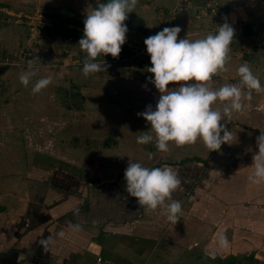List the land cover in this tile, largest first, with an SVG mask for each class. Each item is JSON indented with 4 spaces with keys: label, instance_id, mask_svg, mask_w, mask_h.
Wrapping results in <instances>:
<instances>
[{
    "label": "rangeland",
    "instance_id": "obj_1",
    "mask_svg": "<svg viewBox=\"0 0 264 264\" xmlns=\"http://www.w3.org/2000/svg\"><path fill=\"white\" fill-rule=\"evenodd\" d=\"M14 1L20 0L0 1V179L17 176L22 184L27 180L26 200L30 193L34 199L41 193L35 192L33 181L47 188L55 182L62 188L59 193L69 190L73 195L64 196L63 205L52 206L48 219L46 214L40 218L41 225L47 224L35 263L97 264L96 256L83 260L74 255L82 253L84 245L56 235L58 228L69 227L71 236L92 233L98 240L92 248L103 259L142 264L144 253L155 245L160 248L165 226V264H264V215L257 208L264 204V182L248 179L258 151L256 136L264 131V90H253L250 100L242 97L243 109L221 121L232 135L218 150L210 151L199 138L182 146L170 141L168 151L136 140L150 127L137 113L149 103L155 106L159 97L146 79L154 74L147 71L151 61L145 37L179 25L178 39L192 40L231 20L235 32L227 58L250 64L264 85V0H137L129 12L135 26L128 25L121 52L117 57L98 56L107 67L88 76L81 71L87 53L77 42L84 17L92 10L86 5L94 0L50 6L38 1L26 8ZM60 8L73 15L60 13ZM55 9L61 15L54 16ZM30 59L37 71L24 86L19 75L28 70ZM44 76L51 82L33 93L32 84ZM213 76H226L225 83L240 81L237 69ZM224 103L212 106L222 110ZM194 156L203 162L171 165L181 180V188L173 193L181 203L177 222L167 219L165 207L148 209L137 202L130 206L124 179L130 158L153 167ZM95 172L101 176L89 177ZM79 192L84 194L80 205L74 200ZM216 199V223L210 226V201ZM170 202L166 198L165 203ZM103 206L109 218L101 216ZM195 219L202 222L198 231ZM221 234L227 237L226 245L220 244ZM138 255L143 257L138 260Z\"/></svg>",
    "mask_w": 264,
    "mask_h": 264
},
{
    "label": "clouds",
    "instance_id": "obj_2",
    "mask_svg": "<svg viewBox=\"0 0 264 264\" xmlns=\"http://www.w3.org/2000/svg\"><path fill=\"white\" fill-rule=\"evenodd\" d=\"M136 4L137 0H97L96 6L87 11L83 34L77 42L87 53L81 69L84 76L106 69L105 62L96 59L98 56L119 55L128 32L124 21ZM219 24L214 33L192 40L187 37L178 39L179 25L165 26L145 37L144 44L151 61L147 71L154 74L146 79L158 90L159 97L155 106L149 103L144 111L137 113L150 124L148 131L136 137L138 143L154 142L160 151H168L170 141L182 146L199 138L210 151L220 149L223 143H230L231 130L221 121L230 118L233 112L241 111L244 107L242 97L250 100L252 91L260 92L264 85L251 67L242 63L237 68L239 84L210 86L208 82L213 75L225 68L235 32L227 20ZM27 64L28 70L19 75L24 86L29 85L37 71L34 60H28ZM50 82V76L40 77L32 84L31 91L37 93ZM169 82L180 83L169 87ZM217 101L225 102L222 110L212 106ZM256 145L258 151L252 157L254 169L248 179L260 184L264 182V131L256 136ZM124 179L126 192L135 197L140 206L148 209L165 207L169 221L179 220L181 203L173 198V193L181 188V180L174 168L166 164L146 167L130 158ZM166 198L171 202L165 203ZM73 227L79 229L80 225L74 224ZM59 235L62 236L63 232ZM220 244H227V237L223 234Z\"/></svg>",
    "mask_w": 264,
    "mask_h": 264
},
{
    "label": "crops",
    "instance_id": "obj_3",
    "mask_svg": "<svg viewBox=\"0 0 264 264\" xmlns=\"http://www.w3.org/2000/svg\"><path fill=\"white\" fill-rule=\"evenodd\" d=\"M0 1H3V0H0ZM38 1H41V3H43V4L44 3L49 4V6H50L51 4H53V5L54 4L57 5L59 3L64 4V1H66V0H20V1H14V2L16 5L23 7V8H26V7L32 6L31 5L32 2L37 3ZM74 1L75 0H73V2ZM78 1H80V0H78ZM6 2H8V1H6ZM86 7L89 8V5L87 4ZM62 8H60V10H59L60 13L62 11V13L66 14L67 16H68V14L73 15V12L67 11L66 9H62ZM22 12H25V11H22ZM54 12H56L55 14H53L54 16L60 14V13H58L57 9H55ZM74 14H76V13L74 12ZM229 21H230L229 23H232L231 20H229ZM239 65H240V63L238 61L231 62L229 60V58H227L225 68H224V70H221V72L222 71H229V68H230V70L233 71V69H237ZM248 65H250V64H248ZM261 65H262V63H261ZM252 69L254 70V68H252ZM222 77L226 78V76H213V78L209 81V82H211V81L213 82V85L211 87L216 88V87H219L220 85L224 84L226 81ZM260 131L261 130H259L258 132L260 133ZM246 143H248V141ZM246 143H244V144H246ZM92 175H95V177L101 176L99 174V172L89 174V177H91ZM215 176H217V174H215ZM17 179H18L17 176H15V177L10 176L7 178L0 179V264H23V263L36 264L35 258L37 255V251H39L40 246L42 245L41 235H42V230H43L44 225L30 227V229L28 231V235H26V236H22V237H15V236H16V234L19 233L18 231L20 229H21V231H23L25 228L29 227V224L31 223L30 222V215L32 213V210L35 207H36L35 208L36 210H34V211H37V208L41 207L42 209H44V213L47 215V217H49V215H50L49 212H51V210L49 209L50 207H47V205H46L47 203H45L47 192H45L44 198L37 197L36 199H34L35 197H32L31 193H30L29 194L30 198H28V200H26L27 198H26L25 188L27 187L28 182L26 180L24 182V184H22V182H20L19 180H18L19 182H16ZM91 179L92 178H90V181H91ZM21 185L22 186L25 185L24 188L22 189L23 191H21ZM57 192L59 193V191H57ZM70 195H72V193ZM78 195H81V198H79ZM78 195H74V197L76 196V198L74 200L77 203H79V205H80V203L83 201V198H84L83 195L84 194L82 192H79ZM48 196H50L53 199L55 196H57V194L52 190ZM50 197H48V198H50ZM240 197L242 198L241 194H240ZM63 200L64 199L57 202L55 204V206L56 205H58V206L63 205L62 204ZM258 206L259 207H257V208L262 209V214L264 215V204L258 203ZM248 207L253 208V207H251V205H248ZM209 208H210V214H209V222L210 223H209V225L212 226V224L216 223V216H217V212H218V201H217V199L215 200V203H212V200L210 201ZM249 208H247L245 210V213H248ZM254 208H256V207H254ZM200 221L201 220L195 219L192 222L194 224V228L197 229V231H198V227L202 224V222H200ZM187 224L183 228H181V230L186 228L188 226ZM59 225H60V223L58 224V226ZM189 226H193V225H189ZM67 228H68L67 230L70 231L71 228H69V227H67ZM88 230H90V229H88ZM162 230H163L162 237L159 240V243L161 244L160 248H158L159 247L158 245L157 246L155 245V247L151 253H146V254L144 253L143 254L144 257L142 255H138V258H137L138 260H140L142 257H143L142 259H144L142 264H165V261L163 260L164 258H162V257H165V226L162 228ZM80 233L83 234L80 236L84 237L87 240V244L84 247L82 253H79V254L77 253L78 255H76L74 253V255L79 256L80 258H83V260H85L88 257L95 256L96 254H100L98 251H96L94 248H92L98 244L97 243L98 240L92 238L93 234L87 233L85 235L86 231L85 232L80 231ZM15 238L17 240H15ZM37 241H39L40 243L38 242V244L35 246V243ZM33 248H35V249H33ZM20 256H23V257L21 258ZM158 259H161V261H159ZM18 260H20V261H18Z\"/></svg>",
    "mask_w": 264,
    "mask_h": 264
},
{
    "label": "trees",
    "instance_id": "obj_4",
    "mask_svg": "<svg viewBox=\"0 0 264 264\" xmlns=\"http://www.w3.org/2000/svg\"><path fill=\"white\" fill-rule=\"evenodd\" d=\"M189 161H196V162H203V158H201L200 156H194V157H185V158H182V159H180L179 161H174V162H165V164L166 165H169V166H171V165H175V164H185L186 162H189ZM162 164L161 163H158V164H156L155 166H153V167H156V166H161ZM72 171V170H71ZM70 171V172H71ZM74 171H76V170H74ZM193 172H194V170H193ZM66 177L68 176L69 177V173L68 172H66ZM84 178H86L85 176H84ZM86 180H87V183H90L91 181L88 179V178H86ZM187 186H189V184H186ZM32 186L33 187H36V188H34L35 189V192L36 191H38L40 194L38 195V197H42V198H44L45 197V192H47V196L51 193V191L53 190L56 194H57V196H55L53 199L50 197V196H48V197H50V198H48L47 196H46V201H45V203H47L46 205H47V207H50L49 209L51 210V208H53L52 206H54L57 202H59L60 200H62L63 198H64V196H67L68 194H71V192L69 191V190H66L65 191V195L64 194H62V193H58L57 191H60V190H62V188L60 187V186H58L57 184H55V182H53L52 184H51V186H49V188H47V186L45 187H43V185H41L40 183H37L36 181H33L32 182ZM90 199V198H89ZM135 199V197H130V199H129V201L128 202H131V204H130V206H134V202H136V199ZM36 208V207H35ZM33 209L32 210V213H31V215H30V224H29V227H27V228H25L23 231H21V229L18 231L19 233H18V235H20L19 237H22V236H26V235H28V231H29V229H30V227H34V226H40L41 225V222H39V220H40V218L42 217V216H45V213H43L44 212V209H42L41 207H38L37 208V211H34V210H36V209ZM103 208H104V206L101 208V216H104L105 217V219L106 218H109V215H107V213H106V211L104 212L103 211ZM40 209V210H39ZM39 210V211H38ZM103 217V218H104ZM47 219H48V217H47ZM98 221V220H97ZM49 222H51V221H49ZM48 222V223H49ZM45 226H46V224L45 223H43ZM45 226H43V230H42V235L44 234V230H45ZM59 227V226H58ZM60 232H63V235H62V237H64V238H66V239H68V240H72V241H74V243L76 244V245H78L79 247H83L82 245H84V247L86 246V244H87V240L84 238V237H81V236H71V235H69V234H71L70 233V231L69 230H67V229H65V228H58V230H57V233H56V235H59V233ZM42 235H41V237H42ZM61 236V235H60ZM41 240V239H40ZM38 242L39 241H37L36 243H35V246L38 244ZM40 243V242H39ZM84 247L82 248V249H84ZM33 249H35V248H33ZM33 251V250H32Z\"/></svg>",
    "mask_w": 264,
    "mask_h": 264
},
{
    "label": "built area",
    "instance_id": "obj_5",
    "mask_svg": "<svg viewBox=\"0 0 264 264\" xmlns=\"http://www.w3.org/2000/svg\"><path fill=\"white\" fill-rule=\"evenodd\" d=\"M95 256L97 264H114L112 262L107 261L106 259H103L99 254H96Z\"/></svg>",
    "mask_w": 264,
    "mask_h": 264
},
{
    "label": "flooded vegetation",
    "instance_id": "obj_6",
    "mask_svg": "<svg viewBox=\"0 0 264 264\" xmlns=\"http://www.w3.org/2000/svg\"><path fill=\"white\" fill-rule=\"evenodd\" d=\"M96 3H97V0H94L93 2L90 3V6H89V7H90V8H91V7H92V8L95 7V6H96ZM92 8H91V9H92ZM129 19H131V20L133 19V21H134L135 17H134V16H131V18H129ZM129 19H126V20H129ZM125 22H126V21H125ZM127 22H129V25H131V26L134 25V24L131 23L130 21H127ZM134 26H135V25H134Z\"/></svg>",
    "mask_w": 264,
    "mask_h": 264
},
{
    "label": "water",
    "instance_id": "obj_7",
    "mask_svg": "<svg viewBox=\"0 0 264 264\" xmlns=\"http://www.w3.org/2000/svg\"><path fill=\"white\" fill-rule=\"evenodd\" d=\"M129 18H131V15H129L128 14V17H127V19H129ZM126 21V22H125ZM124 21V23H126L127 25H129V22H127V21H130L131 23H133L134 25H135V22H136V18H135V21H133V19L131 20V19H129V20H125Z\"/></svg>",
    "mask_w": 264,
    "mask_h": 264
}]
</instances>
